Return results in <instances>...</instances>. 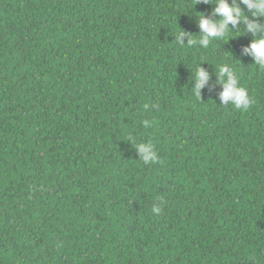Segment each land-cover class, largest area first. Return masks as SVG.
Segmentation results:
<instances>
[{
	"label": "trees",
	"instance_id": "16d2710c",
	"mask_svg": "<svg viewBox=\"0 0 264 264\" xmlns=\"http://www.w3.org/2000/svg\"><path fill=\"white\" fill-rule=\"evenodd\" d=\"M214 8L0 0V264H264V68L243 51L254 37L241 23L206 49L177 39L198 40ZM224 64L247 110L221 104Z\"/></svg>",
	"mask_w": 264,
	"mask_h": 264
},
{
	"label": "clouds",
	"instance_id": "9594fccd",
	"mask_svg": "<svg viewBox=\"0 0 264 264\" xmlns=\"http://www.w3.org/2000/svg\"><path fill=\"white\" fill-rule=\"evenodd\" d=\"M203 2L207 4L215 3L213 15L220 17V19L212 20L200 14L199 29L202 35H200L197 40L192 38L194 35L180 30L177 35L179 45L193 47L198 45L206 49L213 40L224 37L227 32L230 31L229 25L236 27L241 23H246V31L251 33L254 38L251 43L244 48V54L249 56L254 64L264 68V25L257 22L259 19L264 18V0H239V2L251 12V22H248V18L243 14V10L239 6L230 5L228 0H212L211 3H209L208 0H203ZM185 36H187L186 44L183 42V37ZM218 77L222 87L220 93L221 104L225 106L231 104L236 109L247 110L253 101L248 94V90L241 86L240 80L234 69L227 64L221 65ZM209 78L208 71L198 67L195 76L194 90L199 98L200 92L208 84ZM143 108L148 110L149 105L144 104ZM143 126L145 128L152 127V122L144 120ZM135 149L140 160L145 164L155 163L158 159L157 152L152 143H135ZM161 203H163V200H161ZM152 212L159 214L161 212V207L154 205Z\"/></svg>",
	"mask_w": 264,
	"mask_h": 264
}]
</instances>
